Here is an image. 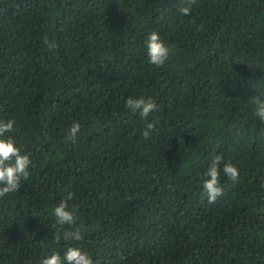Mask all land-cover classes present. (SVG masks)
<instances>
[{"label": "trees", "instance_id": "1", "mask_svg": "<svg viewBox=\"0 0 264 264\" xmlns=\"http://www.w3.org/2000/svg\"><path fill=\"white\" fill-rule=\"evenodd\" d=\"M183 6L0 0V120L15 121L5 135L32 161L0 197V264L63 261L69 246L93 264H264V123L252 102L264 99V0ZM152 31L171 49L162 67L147 58ZM141 96L158 107L147 120L125 107ZM217 154L239 178L221 165L209 203L199 181ZM68 193L79 242L53 215Z\"/></svg>", "mask_w": 264, "mask_h": 264}, {"label": "clouds", "instance_id": "2", "mask_svg": "<svg viewBox=\"0 0 264 264\" xmlns=\"http://www.w3.org/2000/svg\"><path fill=\"white\" fill-rule=\"evenodd\" d=\"M186 6L179 9L182 15L188 16L191 13L192 5L195 0H185ZM44 44L49 50L55 49L57 45L54 42L44 39ZM146 54L150 64L162 67L169 59L170 47L166 46L160 39L157 32H150L145 38ZM255 104V115L264 123V99L252 97ZM125 107L132 113H138L140 117L147 120L149 115L158 110L157 104L151 98L143 96L139 98L129 97L125 101ZM155 121L148 122L142 135L145 139L149 138L155 127ZM15 121L12 119L0 120V197L6 194L17 192L21 187V179L27 180L29 176V165L32 163L29 154L21 152L11 136L6 133L14 132ZM81 125L73 122L67 130L65 136L66 142L75 143L80 133ZM221 165L224 175L233 183L238 182L239 171L230 162H224L222 155H216L207 168L200 176L202 185L209 203L216 201L217 197L222 195L223 189L220 186ZM264 186V185H262ZM73 194L68 193L65 199H62L53 209V215L56 222L60 225H76L75 207L69 206L68 201L72 200ZM60 237L58 236L57 239ZM83 239V229L80 226L71 227V230L63 233V240L66 242H79ZM40 264H93L92 258L79 247L69 246L63 256V261L59 254L53 253L40 261Z\"/></svg>", "mask_w": 264, "mask_h": 264}]
</instances>
